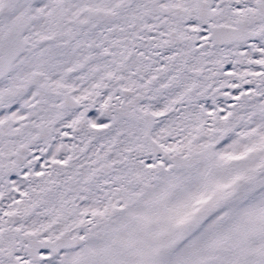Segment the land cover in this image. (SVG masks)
Wrapping results in <instances>:
<instances>
[{
	"label": "snow or ice",
	"instance_id": "obj_1",
	"mask_svg": "<svg viewBox=\"0 0 264 264\" xmlns=\"http://www.w3.org/2000/svg\"><path fill=\"white\" fill-rule=\"evenodd\" d=\"M0 264H264V0H0Z\"/></svg>",
	"mask_w": 264,
	"mask_h": 264
}]
</instances>
